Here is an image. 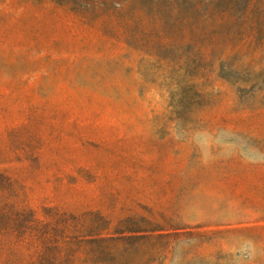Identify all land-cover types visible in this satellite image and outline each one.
Returning a JSON list of instances; mask_svg holds the SVG:
<instances>
[{
    "label": "rangeland",
    "instance_id": "obj_1",
    "mask_svg": "<svg viewBox=\"0 0 264 264\" xmlns=\"http://www.w3.org/2000/svg\"><path fill=\"white\" fill-rule=\"evenodd\" d=\"M0 264H264V0H0Z\"/></svg>",
    "mask_w": 264,
    "mask_h": 264
}]
</instances>
